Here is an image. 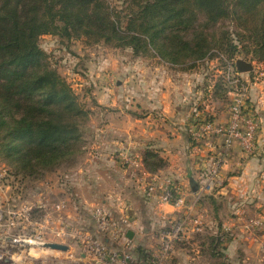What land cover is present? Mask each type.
Returning <instances> with one entry per match:
<instances>
[{
	"label": "crops",
	"instance_id": "0c3cea01",
	"mask_svg": "<svg viewBox=\"0 0 264 264\" xmlns=\"http://www.w3.org/2000/svg\"><path fill=\"white\" fill-rule=\"evenodd\" d=\"M158 64L132 50L125 54L114 49L103 55V74L98 75L103 88L96 114L101 128L99 149L96 160L81 170L84 177L78 170L83 178L78 186L85 187L89 202L103 198L107 205L113 201L116 214L130 205L129 240L135 250H153L160 242L162 226L185 213L182 208L145 198L146 182L152 175L168 177L182 187L191 214L201 217L205 225L203 233L190 235L176 248L167 264H264V235L248 234L243 227L248 218L264 219V71L261 76L237 71L240 84L247 88L248 105L259 121L258 150L247 155L237 143L226 151L222 139L196 145L187 131L197 113L217 123L227 122L231 96L220 97L217 89L222 82L228 91L224 69L214 66L212 72L200 73L195 68L185 71ZM147 152L158 155L164 168L149 172L143 160ZM123 154L136 156L140 165L124 166ZM224 157L217 180L208 186L214 161ZM96 170L103 172V189L98 177L88 180V171ZM225 231L229 233L219 249L222 258L217 260L210 255L217 251L210 249L209 239Z\"/></svg>",
	"mask_w": 264,
	"mask_h": 264
},
{
	"label": "trees",
	"instance_id": "16d2710c",
	"mask_svg": "<svg viewBox=\"0 0 264 264\" xmlns=\"http://www.w3.org/2000/svg\"><path fill=\"white\" fill-rule=\"evenodd\" d=\"M225 22L235 31L220 27ZM44 36L95 39L185 71L215 49L264 62V0H123L122 7L109 0H0V155L28 175L75 161L88 115L41 48ZM217 87L220 97L228 93L224 83ZM143 160L151 173L165 166L152 152ZM220 236L209 239L217 260ZM135 257L149 264L146 250Z\"/></svg>",
	"mask_w": 264,
	"mask_h": 264
},
{
	"label": "rangeland",
	"instance_id": "374dc122",
	"mask_svg": "<svg viewBox=\"0 0 264 264\" xmlns=\"http://www.w3.org/2000/svg\"><path fill=\"white\" fill-rule=\"evenodd\" d=\"M109 2L114 6H123V0H109ZM220 27H226L231 32L235 31V26L231 22H225ZM40 45L50 55L52 66L71 87V94L78 98L79 103L88 113L82 128L84 144L81 153L69 165H63L53 171H40L36 175L16 172L11 162L0 155V264H78L77 261L83 257L84 241L94 239L103 241V233L99 230L96 217L98 210L103 212V198L89 202L85 195V187H79L78 183L80 184L83 179L81 175L83 177L85 175V171L81 172V170L89 168L97 157L100 142L98 135L101 130L96 121V114L100 112L97 102L98 93L101 92L99 89L103 88V82L98 79V75L103 74V55L116 48L95 39L75 38L67 42L54 36L42 37ZM239 49L242 50L241 45ZM121 50L127 54L130 48ZM227 55L215 49L208 59L195 67V70L200 73L202 70L212 72L214 66L224 69L227 61L244 60L253 65V74L261 76L264 71V62L254 59L252 55L238 53L232 59ZM141 57L166 65L152 54H141ZM186 66L189 67L188 64ZM113 83L115 86V81ZM78 170L81 175L78 174ZM87 175L88 180H96L98 177L100 187L103 186V172L88 171ZM85 199L87 203L83 201ZM58 202L64 203L65 207L57 210L55 204ZM112 203L113 201L104 206L114 210ZM166 225L162 226L161 230ZM57 233L58 236L55 235ZM87 236L89 238H85ZM23 240L26 244L19 242ZM39 242L69 244L73 258L63 252L47 248L42 250L35 245ZM109 246L113 250L123 251L125 244L123 241H110ZM133 246L132 244V251L135 254L138 249L146 250L149 256L148 262L153 261L155 248L147 250L140 247L135 250ZM80 264L94 263L85 261ZM133 264L144 263L135 261Z\"/></svg>",
	"mask_w": 264,
	"mask_h": 264
},
{
	"label": "built area",
	"instance_id": "2783aa9c",
	"mask_svg": "<svg viewBox=\"0 0 264 264\" xmlns=\"http://www.w3.org/2000/svg\"><path fill=\"white\" fill-rule=\"evenodd\" d=\"M238 77L236 62L227 61L224 67L223 81L231 96V100L227 104L228 120L225 123H217L210 119L209 116L197 113L187 127L192 142L196 145L205 146L215 139H222L226 151L233 144L237 143L247 155H254L257 152L259 121L248 105L247 88L240 84ZM209 93L212 94V91H209ZM121 162L124 166L128 167H138L140 165L139 159L131 154L121 155ZM224 164L225 157L214 161L208 186L215 183ZM144 194L149 202L160 205H171L185 210L182 217L171 221L161 231L160 242L152 257L153 261L149 262V264H164L171 260L176 248L180 244L186 243L190 235L203 233L205 224L201 217L191 214L192 207L187 204L184 190L168 177L157 174L152 175L146 182ZM55 206L57 210H60L65 207V204L58 202ZM131 216L132 208L130 205H126L118 214L103 205V212L98 210L96 215L99 230L103 233V241L94 238V240L84 241L82 246L83 257L77 263L80 264L86 261L94 264H133L137 261L135 253L132 251V241L129 240L126 230ZM243 227L248 234L261 233L264 235V219L262 217L246 219ZM228 233L229 231H225V233L221 234L220 240L222 242L226 241ZM55 235L58 236L59 234ZM110 241H123L125 244V247L122 249L123 251L110 248ZM19 242L22 244L26 243L24 240ZM52 244L66 246L68 250L51 249L48 245ZM35 245L41 247L42 250L47 248L63 252L70 258H73L70 245L64 242H39L35 243Z\"/></svg>",
	"mask_w": 264,
	"mask_h": 264
},
{
	"label": "water",
	"instance_id": "95a60500",
	"mask_svg": "<svg viewBox=\"0 0 264 264\" xmlns=\"http://www.w3.org/2000/svg\"><path fill=\"white\" fill-rule=\"evenodd\" d=\"M236 68H237V71L240 73H250L251 71H253V65L247 61H244V60H238L236 62ZM128 238L131 239L132 235L129 234ZM48 247L51 249H56V250H61V251H67L68 250V248L66 246L55 245V244L48 245Z\"/></svg>",
	"mask_w": 264,
	"mask_h": 264
},
{
	"label": "bare ground",
	"instance_id": "6f19581e",
	"mask_svg": "<svg viewBox=\"0 0 264 264\" xmlns=\"http://www.w3.org/2000/svg\"><path fill=\"white\" fill-rule=\"evenodd\" d=\"M26 244V243H25Z\"/></svg>",
	"mask_w": 264,
	"mask_h": 264
}]
</instances>
